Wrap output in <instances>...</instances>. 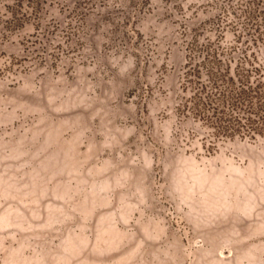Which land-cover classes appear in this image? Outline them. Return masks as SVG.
Here are the masks:
<instances>
[{
  "label": "rangeland",
  "instance_id": "374dc122",
  "mask_svg": "<svg viewBox=\"0 0 264 264\" xmlns=\"http://www.w3.org/2000/svg\"><path fill=\"white\" fill-rule=\"evenodd\" d=\"M214 54L264 62V0H0V264H264V138L191 112Z\"/></svg>",
  "mask_w": 264,
  "mask_h": 264
},
{
  "label": "trees",
  "instance_id": "16d2710c",
  "mask_svg": "<svg viewBox=\"0 0 264 264\" xmlns=\"http://www.w3.org/2000/svg\"><path fill=\"white\" fill-rule=\"evenodd\" d=\"M235 61L234 66L231 63ZM195 92L191 112L210 117L214 132H239L264 138V62L255 54L226 60L214 54L204 67H189ZM204 70L206 81L200 82Z\"/></svg>",
  "mask_w": 264,
  "mask_h": 264
}]
</instances>
